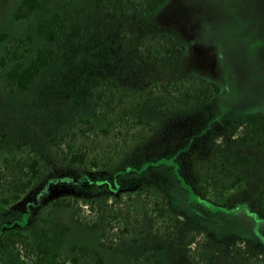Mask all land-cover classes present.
Masks as SVG:
<instances>
[{"label":"rangeland","instance_id":"obj_1","mask_svg":"<svg viewBox=\"0 0 264 264\" xmlns=\"http://www.w3.org/2000/svg\"><path fill=\"white\" fill-rule=\"evenodd\" d=\"M18 1L0 0V31L9 34L0 42V56L10 39L34 32L37 19L46 14L39 11L14 20ZM52 6L66 18V32L54 41L35 38L33 48L53 47L58 53L53 67L31 89L11 92L0 66V155L31 150L41 156L43 166L41 180L19 200L0 204V237L6 229L18 228L49 245V256L55 252L74 255L86 264H97L96 251L104 255L103 264H143L149 253L157 257L152 264H195L185 251L186 228L201 226L211 235L210 252L219 254L217 264H246L243 256L229 251L233 240L242 239V245L264 256V215L253 203L254 194L264 184V135L251 144L228 139L227 146L220 145L242 117L264 113V0H167L142 23L134 20L131 6L113 22L104 21L97 0H54ZM77 21L83 25L82 41L70 33ZM133 26L137 35L122 39L120 34ZM154 26L185 43V72L217 82L220 91L191 111L158 114L156 98L137 108L129 106L127 112L121 110L127 121L123 119L122 126L109 134L102 133L99 130L109 127V118L101 103L91 97V76L117 75L119 86L133 98L138 84L148 88L154 78L173 76L172 69L156 66L128 48L129 41L139 40L144 33L159 32ZM137 114L157 127L142 130L134 124ZM80 117L92 120L96 131L82 133L87 124ZM61 131L70 133L65 142L86 147L90 158L111 157L112 163L104 169L68 164L51 143V136ZM219 153L230 165L238 154L253 159L250 166L237 169L249 185L243 191L233 190L222 202L200 193L193 174L196 158ZM147 181L167 189L173 209L183 219L173 237L153 236L150 221L143 219L139 225L145 231L142 239L134 242L129 237L107 248L100 242L107 209L84 208L82 216L88 222L98 221L96 228H88L76 221L73 207L52 205L54 199L64 196L101 200L120 196L143 211L135 191ZM93 185L102 189L95 194L90 191ZM54 223H69L71 229L63 235L41 229ZM73 244L87 245L91 254L80 256L72 251ZM5 252L11 264H30L27 249L19 253L7 246ZM138 254H143L140 261L136 260Z\"/></svg>","mask_w":264,"mask_h":264},{"label":"trees","instance_id":"obj_2","mask_svg":"<svg viewBox=\"0 0 264 264\" xmlns=\"http://www.w3.org/2000/svg\"><path fill=\"white\" fill-rule=\"evenodd\" d=\"M167 0H97L105 22H113L120 18L127 6L133 9V17L137 22L147 20L150 13L163 5ZM54 0H19L13 10L14 20L26 19L35 12L43 11L46 14L36 21L35 31L24 36L10 39L5 47L4 54L0 56V66L4 70L5 86L11 92H24L31 89L37 79L48 72L56 62L57 51L53 47L33 48L35 38L46 41H54L66 32V18L52 4ZM71 35L77 41L84 38L83 25L74 22L71 26ZM137 28L133 26L127 32H122L120 37H135ZM9 38V34L0 31V42ZM129 50L137 53L144 59H149L154 65L172 69L173 76L167 80L154 78L148 88L144 84L136 86L137 97L121 88L117 75H94L88 80L91 97L96 103L103 106L106 116L109 118V127L99 131L109 134L120 126L124 116L122 109L128 111L129 106L135 108L142 103L156 98V112H183L191 111L206 104L220 91L219 84L208 78L198 76L191 72H185L182 67V58L186 50L183 41L174 35L159 31L146 32L139 40L128 42ZM122 110V111H121ZM80 121L86 123V129L96 131L95 123L89 118L80 117ZM125 122L127 121L124 119ZM134 124L140 125L142 130H154L157 124L147 120L141 114L134 118ZM68 131L57 132L51 136L54 149L62 155V159L68 164L81 168L92 166L106 168L112 163V158L89 157L86 147L76 148L65 142ZM72 135H75L74 133ZM261 135H264V113L255 112L244 116L228 131V138L220 142L221 146H227L228 139L236 144H251ZM65 143V144H64ZM12 157V158H10ZM197 165L194 171L196 189L203 195H207L219 202L226 201L227 196L233 190L243 191L249 185V180L238 172V167H248L252 164V156L238 154L233 164L230 165L224 159L223 153L210 157L196 158ZM43 175L42 159L37 153L29 150L18 152L13 156L0 155V204L9 205L19 200L32 186L41 180ZM230 179L226 182L225 179ZM102 188L93 185L90 191L97 194ZM136 197L143 204V211H139L134 203H127L120 196H109L104 200L91 198V196H64L52 201L53 207H73L76 221L88 228H96L97 220L88 222L83 216L84 208L97 207L105 212L106 223L101 233V244L107 248H113L116 243L123 242L132 237L138 242L145 233L139 229L143 219L151 223L152 234L155 237H173L176 230L183 224L182 217L173 209L167 189L155 182H141L136 191ZM233 192V193H235ZM132 201V199H131ZM255 208L264 215V184L253 196ZM54 235H63L69 232L71 225L54 223L50 228H41ZM139 229V232L137 231ZM188 243L185 246L186 254L195 264H217L218 252H210L211 235L201 226H188ZM138 232V236H134ZM243 240H233L229 245V251L238 253L246 259V264H264V256L251 246L242 245ZM7 246L17 248L19 253L27 249V258L30 264H86L77 256H63L55 252L50 255V246L42 241L31 238L18 228L6 229L0 237V264H11L5 257ZM23 247V248H22ZM72 251L80 256L91 254L87 245L73 244ZM24 255V254H22ZM96 263H104V255L96 251ZM143 254H138L136 260L140 261ZM155 253L146 254L145 264L156 261ZM143 263V264H144Z\"/></svg>","mask_w":264,"mask_h":264},{"label":"crops","instance_id":"obj_3","mask_svg":"<svg viewBox=\"0 0 264 264\" xmlns=\"http://www.w3.org/2000/svg\"><path fill=\"white\" fill-rule=\"evenodd\" d=\"M151 14V13H150ZM149 14V15H150ZM148 18H151V16H148ZM147 18V19H148ZM154 28H156L157 29V31H162L163 29H161V28H159V27H156V26H154ZM163 31H167V30H163ZM172 34V33H171ZM172 35H174L175 36V34L173 33Z\"/></svg>","mask_w":264,"mask_h":264}]
</instances>
